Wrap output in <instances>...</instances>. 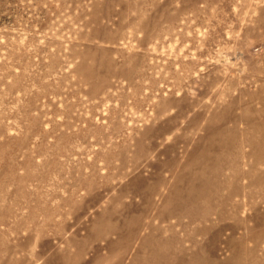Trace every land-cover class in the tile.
Listing matches in <instances>:
<instances>
[{
	"label": "rangeland",
	"instance_id": "1",
	"mask_svg": "<svg viewBox=\"0 0 264 264\" xmlns=\"http://www.w3.org/2000/svg\"><path fill=\"white\" fill-rule=\"evenodd\" d=\"M0 264H264V0H0Z\"/></svg>",
	"mask_w": 264,
	"mask_h": 264
}]
</instances>
